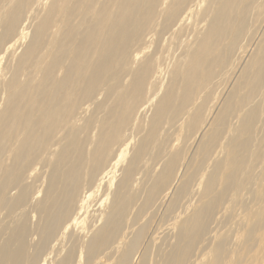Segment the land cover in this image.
Wrapping results in <instances>:
<instances>
[{
	"label": "bare ground",
	"instance_id": "1",
	"mask_svg": "<svg viewBox=\"0 0 264 264\" xmlns=\"http://www.w3.org/2000/svg\"><path fill=\"white\" fill-rule=\"evenodd\" d=\"M162 206L156 264L220 213L204 264H258L264 0H0V264H129Z\"/></svg>",
	"mask_w": 264,
	"mask_h": 264
},
{
	"label": "rangeland",
	"instance_id": "2",
	"mask_svg": "<svg viewBox=\"0 0 264 264\" xmlns=\"http://www.w3.org/2000/svg\"><path fill=\"white\" fill-rule=\"evenodd\" d=\"M205 5H206V3H205ZM31 31V30H30ZM32 32V31H31ZM31 32H29V33H31ZM154 47V45H152L151 46V48H153ZM150 48V49H151ZM255 166H257L256 164L254 165V168H256L257 170H259L257 167H255ZM41 167H39V169H40ZM16 191V190H15ZM248 191V190H247ZM245 192V199H247L249 202H252L251 201V199H253L254 198V196L253 195H251L250 194V192L248 191V192ZM13 193H15V192H13ZM170 195H172V193L170 194ZM169 195V196H170ZM251 196H252V198H251ZM171 198V199H170ZM173 198H174V196H173ZM167 200H172V197H168V199ZM169 201V202H170ZM166 204L168 203L167 201L165 202ZM165 204V205H166ZM184 205L185 204H183L182 206H180L179 208H178V210L174 213V214H176L177 212L179 213L180 211H182V210H184L185 209V207H184ZM163 207H166V206H162V210H160V209H158V210H155L156 212L155 213H152V215H151V217H150V219H149V221H144V222H142L143 223V225H145V227H144V234L142 235V236H140L139 234H138V232H139V230L140 229H136L132 234H131V237H132V239H133V241H134V245H133V248H131V250H130V255H129V259H131L130 260V262H129V264H137V263H139V264H141L142 263V259H140V258H143V255H144V253H146L148 250H149V252H150V254H151V258H150V260H149V263L148 264H156V259H158V255H156L155 253H154V256L156 257L155 258V260H152V258H154V256H153V250H154V252H155V249H156V247L155 246H157L158 248H167V250H168V246L166 245V243L165 242H163V241H161L162 239L163 240H165V239H167L168 238V241H170L169 242V244L171 243V242H173L174 241V233H175V231H176V229H174V228H171L169 231H167L166 233L167 234H165V236L163 237V238H161V239H158L157 241L155 240V242H154V244H155V249H153L151 246H153V242H151V241H154L153 239L154 238H152L153 237V235L156 233V231L158 230V225H159V227H160V225H168L169 224V222H170V224H171V222L172 221H175V219H176V217H174V214H170V215H167L168 213H167V208H166V210H165V208H163ZM182 207V209H180ZM159 211H161V212H159ZM164 211V212H163ZM166 212V213H165ZM160 215V216H159ZM163 215H165V217L163 218ZM187 215V214H186ZM186 215H184L182 218H184ZM153 216V217H152ZM158 216V221L160 220V222H158V221H156V223H155V219H156V217ZM240 216V217H239ZM220 217V218H219ZM169 218V219H168ZM170 218H172L171 219V221H169L170 220ZM239 218L241 219V218H243V212H241V210H239V209H237L236 210V212H235V216H234V219L235 220H233V222L235 223V222H240V220H239ZM154 219V220H153ZM163 219V220H162ZM152 220L154 221V223L152 222ZM157 220V219H156ZM168 220V221H167ZM218 220V221H217ZM224 220H225V217H223V214H218L217 215V218H216V220L215 221H213V222H215V223H213L214 225H212L211 223H210V226H209V231H208V233H207V235H206V239H205V241H204V243H203V248L202 247H200L201 248V250H200V248H198L199 250V252L196 250V248H195V250L193 249L192 251H191V253H190V260L188 261V263L189 264H195V263H197V264H204L205 262H207L208 261V253H209V251L210 250H212L217 244H218V239H219V234L218 233H220V232H223V227L225 226V224L223 223L224 222ZM238 220V221H237ZM220 221V222H219ZM148 222H149V225H148ZM164 222V223H163ZM158 223H161V224H158ZM173 223V222H172ZM218 223V224H217ZM222 223V224H221ZM152 224H156V225H154V227H156L155 229L152 227L153 225ZM224 224V225H223ZM32 225V223H30V227H32L31 226ZM140 226V225H139ZM148 227L150 228V229H148ZM176 227V226H175ZM212 227V228H211ZM212 230H211V229ZM147 231H146V230ZM137 230H138V232H137ZM150 230H152V232L150 231ZM174 230V231H173ZM149 231V232H148ZM216 231V232H215ZM171 234H170V233ZM150 233V234H149ZM152 233V234H151ZM209 234H211L210 236H209ZM214 234V235H213ZM139 235V236H138ZM150 235V238L149 239H147V237ZM145 236H146V238H145ZM208 236V237H207ZM232 237H230L229 239H228V246L231 248V246L232 247H236L237 245H238V242H239V238H238V236L237 235H231ZM134 237H135V239H134ZM165 238V239H164ZM236 238V239H235ZM147 240V242H148V245H146L147 244V242H145L146 240ZM234 239V240H233ZM213 240H215V241H213ZM233 240V244L231 243V241ZM236 240V241H235ZM212 241V242H211ZM236 243H235V242ZM205 242H206V244H205ZM207 242H208V244H207ZM209 242H210V244H209ZM214 242V243H213ZM141 244V245H139V244ZM168 244V245H169ZM213 244V245H212ZM232 244V245H231ZM142 247V249L143 250H141V247ZM160 246V247H159ZM167 246V247H166ZM145 247V248H144ZM151 247V248H150ZM206 247V248H205ZM157 248V249H158ZM138 250L137 251V253L134 251V250ZM202 249H204V250H202ZM263 249H264V245H263ZM159 250V249H158ZM142 253V255H141V253ZM142 251H144V252H142ZM146 251V252H145ZM195 251H197V252H195ZM203 253H202V252ZM139 252V253H138ZM196 253H197V256H195L196 255ZM192 254V255H191ZM205 256H204V255ZM138 255V256H137ZM139 255L141 256V257H139ZM207 255V256H206ZM194 257H195V259H194ZM196 257H198V259L196 260ZM203 258H204V261L205 262H203ZM139 259H140V261H139ZM192 259H194V260H192ZM206 259V260H205ZM199 260V261H198ZM136 263H135V262ZM139 261V262H138ZM150 261H154V262H150ZM193 262V263H191V262ZM200 261H202V262H200ZM195 262V263H194ZM198 262H200V263H198ZM258 264H264V251L262 252V255H261V257H260V259H259V262H258Z\"/></svg>",
	"mask_w": 264,
	"mask_h": 264
}]
</instances>
